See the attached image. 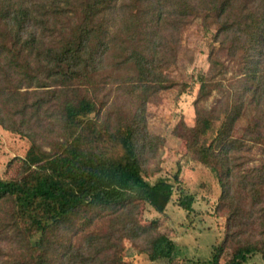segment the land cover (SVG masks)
I'll list each match as a JSON object with an SVG mask.
<instances>
[{
  "label": "trees",
  "instance_id": "obj_1",
  "mask_svg": "<svg viewBox=\"0 0 264 264\" xmlns=\"http://www.w3.org/2000/svg\"><path fill=\"white\" fill-rule=\"evenodd\" d=\"M200 18L215 25L218 46L209 55V75L201 77L190 150L217 173L224 191L228 240L237 241L225 264H248L257 253L264 259V230L256 235L251 227L249 238H242L249 234L244 220L254 227L255 214L264 227V160L244 168L240 155L249 144L264 147V0H0V125L32 142L23 159L27 181L0 179V206L11 203L12 227L24 224L36 232L32 241L23 230L32 259L16 264H123L120 241L150 232L138 221L141 203L171 200L174 185L166 178L151 183L144 175L137 136L145 147L153 144L143 126L146 99L130 123L112 131L97 122L95 99H75L77 85L90 84L110 59L121 57L133 63L142 85L172 87L161 71L175 64L172 39ZM230 68L234 83L224 87ZM33 84L42 90L20 91ZM215 91L220 96L211 109L199 106ZM62 98L63 140L47 151L33 126L43 124L42 114L50 118L48 110ZM194 201L182 191L177 204L191 213ZM100 212L113 216L110 232L90 234L81 248L70 245L65 234ZM176 247L154 233L143 252L152 261L172 259ZM222 250L215 248L211 264H220Z\"/></svg>",
  "mask_w": 264,
  "mask_h": 264
},
{
  "label": "rangeland",
  "instance_id": "obj_2",
  "mask_svg": "<svg viewBox=\"0 0 264 264\" xmlns=\"http://www.w3.org/2000/svg\"><path fill=\"white\" fill-rule=\"evenodd\" d=\"M127 13L128 19L131 14ZM76 23L77 19H74L72 26ZM215 29L210 20L200 18L193 20L174 35L172 45L176 50L175 64L165 66L161 70L164 76L173 81L174 84L170 88L150 89L151 83L147 82L142 85L133 63H123L121 57L116 62L113 58L110 59L108 68L94 74L90 84L77 85L75 99L78 100L84 95L95 99L101 115L97 118L94 115L97 122L101 127L112 131L119 125L123 127L130 123L135 112L142 107V101L146 99L143 126L144 132L150 136L148 140H153V144L145 147L142 135L137 136L144 175L151 183L159 178H166L174 185L171 200L158 199L151 204L141 203L138 221L142 226L150 228V232L135 240L122 236L118 256L123 264H211L215 248L220 246L223 247L220 264H225L232 257L237 241L228 240L231 222L228 219L229 209L223 207L224 191L220 178L191 152L189 145L190 129L195 127L197 121L196 101L199 97L201 77L209 75V55L213 46H218L214 41ZM65 33L67 35L69 30L66 29ZM115 63L119 65L114 67ZM234 73L230 68L225 76L224 87L234 83ZM53 88L50 86L47 89ZM25 90L42 89L33 84L20 88V91ZM218 96L220 95L215 91L199 106L211 109ZM64 99L48 110L50 118L47 114H42L43 124L40 127L33 126L37 131V143L47 151L63 140L59 117ZM245 124L246 121L241 125ZM218 126L219 123H216L215 127ZM213 136L207 135L204 141L209 144ZM31 145L29 138L7 131L0 125V179L11 181L24 178L27 181L29 172H24L23 159ZM249 145L250 149L240 154L244 157V168L259 166L264 160V147ZM182 191L195 199L191 213L177 204ZM247 210L245 204V211ZM11 212V203L0 206V264H16L32 259L23 230L32 241L36 240V232L29 230L24 224L18 229L12 227ZM109 214L110 212H100L85 226L82 224L85 220L80 221L79 229L65 234L68 235L65 236L68 243L75 248H81L85 237L90 234L106 235L112 227L113 216ZM259 216V213L255 214L258 220L255 221L254 227V222L250 221L249 225H246L244 220L242 227L248 230L249 234L243 235V239L249 238L251 227L256 235L263 233L264 227L260 226ZM154 233L164 234L177 244L175 257L152 261L143 252L149 237ZM56 257L58 260L59 256ZM248 264H264V259L257 253L251 257Z\"/></svg>",
  "mask_w": 264,
  "mask_h": 264
}]
</instances>
